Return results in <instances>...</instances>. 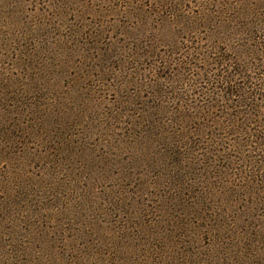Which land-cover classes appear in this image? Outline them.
Listing matches in <instances>:
<instances>
[{"label":"rangeland","instance_id":"1","mask_svg":"<svg viewBox=\"0 0 264 264\" xmlns=\"http://www.w3.org/2000/svg\"><path fill=\"white\" fill-rule=\"evenodd\" d=\"M0 264H264V0H0Z\"/></svg>","mask_w":264,"mask_h":264}]
</instances>
